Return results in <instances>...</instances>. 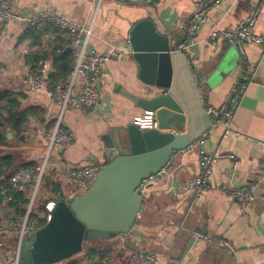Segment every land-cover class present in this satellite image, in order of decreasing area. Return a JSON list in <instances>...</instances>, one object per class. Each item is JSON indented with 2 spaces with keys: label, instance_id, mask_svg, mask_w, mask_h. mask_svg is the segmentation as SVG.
<instances>
[{
  "label": "crops",
  "instance_id": "obj_1",
  "mask_svg": "<svg viewBox=\"0 0 264 264\" xmlns=\"http://www.w3.org/2000/svg\"><path fill=\"white\" fill-rule=\"evenodd\" d=\"M216 1L154 0L145 4L139 0H103L97 9L98 0H0V6L5 3L26 16L57 11L81 24L94 22L92 49L114 54L102 68L98 81L101 97L95 111L72 108L64 115L63 127L74 135V140L62 153H53L62 168L88 159L101 165L114 159L115 153L109 148L115 145L118 129L133 124L136 117H152L163 132L185 131L180 125L165 124L167 112L146 113L125 96L131 93L147 98V87L138 78V66L130 58L126 43L134 21L151 17L177 47L185 39L196 4L201 3L209 22L201 28L187 55L202 83L206 106H222L237 83L246 85L235 112L234 131L225 135L224 125L219 123L206 134L207 151L233 153L237 160L216 164L211 188L195 193L184 187L200 172L198 152L188 149L178 153L167 167V174L145 190L143 213L130 236L103 240L105 245L98 248L91 245L103 252V257L92 258L95 264H133L132 255L138 249L154 253L159 264H264V48L254 44L241 48L221 44L216 48L209 40L213 30H235L255 12L253 30L261 34L264 0ZM29 31L24 24L11 22L0 38V90L15 93L23 108L44 111L42 120L30 121L23 140L8 132L13 136L11 144L0 150L17 153L16 167L41 159L45 140L38 134L39 125L48 112H59L47 94L28 90L27 75L32 66L28 57L39 49L29 35L26 37ZM53 41L45 36L42 51H51L57 45ZM64 181L59 172L58 184ZM248 183L256 185L259 199L242 209L223 187L238 188ZM16 217L9 208L1 221L7 225ZM10 258V251L0 253V264H11ZM86 258L74 257L73 261L85 264Z\"/></svg>",
  "mask_w": 264,
  "mask_h": 264
},
{
  "label": "built area",
  "instance_id": "obj_2",
  "mask_svg": "<svg viewBox=\"0 0 264 264\" xmlns=\"http://www.w3.org/2000/svg\"><path fill=\"white\" fill-rule=\"evenodd\" d=\"M123 1L130 3L137 0ZM139 1L150 4L154 0ZM102 2L103 0H98L97 9ZM216 3H219V0ZM256 21L257 13L255 12L247 20L240 23L235 30H213L209 38L211 46L217 48L221 44H227L241 48L246 44H254L264 48V31L261 34H256L253 30ZM11 22L24 24L26 28L37 31H43L49 26L59 28L68 37L70 48L75 57V65L69 77L56 85H53L51 81V75L54 72L51 57L34 63L27 75L28 90L47 94L52 102L58 106L59 112L57 114L48 112L44 121L39 125L38 134L45 140L41 159L31 167L17 170L8 179L0 180V237L10 239L16 236L17 254L13 264H20V249L24 241L36 234L50 220L51 212L56 203L77 193L88 191L100 173L102 165L94 159H88L86 163L79 165H68L62 168L54 159L53 153L66 150L74 140V135L63 127L65 113L72 108L93 112L99 105L101 95L98 89V81L102 68L114 54L90 50L94 22L90 25L81 24L57 11H44L26 16L2 3L0 6V38L1 31ZM208 22L209 18L204 6L197 3L187 27L185 39L177 46L176 51L187 55V51L194 44L201 28ZM126 43L129 46L128 39ZM245 86L237 83L222 106L206 108L212 127L222 123L225 128V135L234 131L235 112L241 97L244 95ZM133 125L140 130H153L158 127L155 119L143 116L134 118ZM206 143L207 135L205 134L189 148L191 150L196 149L198 152L200 172L185 185V191L195 193L207 191L212 186L211 177L214 166L223 160H237L233 153L218 150L207 151ZM58 171L61 173V178L65 180L63 184H58ZM166 174V169H163L158 174L150 176L142 182L139 191L144 194L150 185L159 181ZM52 184L58 186L57 192H54L55 185ZM223 188L230 196L239 201L242 209L255 204L259 199L254 183H248L238 188L227 186ZM17 193L24 194L27 199L26 212L23 216H17L9 224L4 225L1 221L4 211L10 208L9 205L14 202V196ZM38 199H40L39 202ZM224 245L228 246V243ZM132 262L133 264H159L154 253L143 249L134 252ZM85 264L95 263L91 258H86Z\"/></svg>",
  "mask_w": 264,
  "mask_h": 264
},
{
  "label": "water",
  "instance_id": "obj_3",
  "mask_svg": "<svg viewBox=\"0 0 264 264\" xmlns=\"http://www.w3.org/2000/svg\"><path fill=\"white\" fill-rule=\"evenodd\" d=\"M128 40L147 98L125 96L146 113L167 112L165 124L180 125L185 131L140 130L133 124L119 128L115 145L109 148L114 159L102 165L88 191L56 203L50 220L24 241L20 264H60L80 255L86 242L128 238L143 213L142 182L167 169L178 153L212 128L201 81L187 55L176 51L155 21L151 17L134 21ZM7 138L11 140L12 134Z\"/></svg>",
  "mask_w": 264,
  "mask_h": 264
},
{
  "label": "trees",
  "instance_id": "obj_4",
  "mask_svg": "<svg viewBox=\"0 0 264 264\" xmlns=\"http://www.w3.org/2000/svg\"><path fill=\"white\" fill-rule=\"evenodd\" d=\"M29 34L26 37H31L35 45L39 49L28 57L29 63L33 65L40 60L52 58L54 72L51 75V81L53 85L65 80L69 77L71 71L75 65L74 54L67 51L70 46L69 39L64 36V32L59 28L49 26L43 31H37L35 29H29ZM45 36L54 38V43L57 44L51 49V51H42V39ZM44 117V111L38 107L23 108L19 102L18 96L11 91L0 90V148L9 147L11 141L8 140L7 134L11 132L15 139H24L25 130L32 119L42 120ZM19 157L16 152L2 151L0 150V180L8 179L17 170L21 168H27L35 165L34 163H21L16 167ZM55 185L54 192H57L58 186ZM14 202L9 205L10 209H13L17 216H23L26 212L27 199L24 194L17 193L14 196ZM94 242V241H93ZM92 242H86L84 244L83 255L87 258H93L99 255L103 257V252H98L96 248L92 246L85 247L86 244ZM2 249L10 251V247L2 245ZM65 264H79L77 261H73V258L64 261Z\"/></svg>",
  "mask_w": 264,
  "mask_h": 264
},
{
  "label": "rangeland",
  "instance_id": "obj_5",
  "mask_svg": "<svg viewBox=\"0 0 264 264\" xmlns=\"http://www.w3.org/2000/svg\"><path fill=\"white\" fill-rule=\"evenodd\" d=\"M39 201H40V199H38V202ZM0 242H2V244H4L5 246H8V247L11 248V250H10V256H11V258H10L9 262L11 264H13V262L15 261V258H16V254H17V239H16V236L13 237V238H10V239L0 237ZM105 243L106 242H104L103 240H96V241L92 242L91 244L90 243L89 244H86L85 247L87 248L88 246H91L92 245L93 247H97L98 248L100 246H104ZM5 252L6 251L3 250L2 248L0 249V253L2 255H5ZM83 256H84L83 253H81L80 255L76 256V259L78 258V260H79ZM1 261H4V260H1ZM60 264H65V263H60Z\"/></svg>",
  "mask_w": 264,
  "mask_h": 264
}]
</instances>
